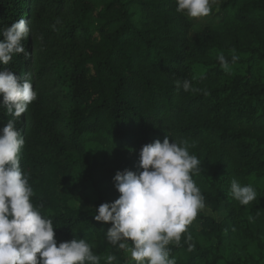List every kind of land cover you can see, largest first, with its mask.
Returning a JSON list of instances; mask_svg holds the SVG:
<instances>
[{"label":"trees","instance_id":"obj_1","mask_svg":"<svg viewBox=\"0 0 264 264\" xmlns=\"http://www.w3.org/2000/svg\"><path fill=\"white\" fill-rule=\"evenodd\" d=\"M176 9V0H0V28L21 18L30 28L29 55L0 71L31 80L38 94L16 121L32 202L53 221L57 244L86 239L99 264L108 255L135 264L107 241L111 224L96 221L95 211L121 195L118 171L143 170V146L186 142L200 161L193 179L203 210L226 215L200 211L201 228L187 225L169 244L170 258L264 264V0H223L219 24L197 33ZM10 119L0 108V134ZM233 179L257 198L248 205L232 198ZM78 191L93 207L73 204Z\"/></svg>","mask_w":264,"mask_h":264},{"label":"clouds","instance_id":"obj_2","mask_svg":"<svg viewBox=\"0 0 264 264\" xmlns=\"http://www.w3.org/2000/svg\"><path fill=\"white\" fill-rule=\"evenodd\" d=\"M177 12L188 17L208 16L215 0H176ZM30 35L28 22L21 18L11 26L0 28V64L9 65L14 56L29 55L24 42ZM239 57L232 55L231 63ZM222 69L230 71V64L221 52L217 56ZM20 79L6 68L0 71V108L13 117L0 134V264H99L86 239H73L57 244L53 221L46 218L33 204L34 190L29 176L22 170L21 153L25 139L16 128V121L37 99L31 80ZM179 81L177 82L179 86ZM184 91L191 90V82L183 81ZM200 161L190 154L186 142L156 140L140 151L139 174L124 170L114 177L121 194L112 203H103L95 211L94 219L110 223L106 238L118 248L130 253L135 264H175L170 258V243H179L182 234L202 211L205 197L196 185L193 174ZM229 195L241 205L257 198L251 185L241 186L231 181ZM131 241V243L129 242ZM114 255L106 257L113 264Z\"/></svg>","mask_w":264,"mask_h":264},{"label":"rangeland","instance_id":"obj_3","mask_svg":"<svg viewBox=\"0 0 264 264\" xmlns=\"http://www.w3.org/2000/svg\"><path fill=\"white\" fill-rule=\"evenodd\" d=\"M222 1L223 0H215V3L211 5L212 10L208 16L199 17V18L189 17L196 24V27L193 29V33L200 32L206 26H212V25L219 24L220 19L222 17V13L221 11L218 10V6ZM73 204L82 209H88V208L93 207L90 204V200L87 198V195L84 192H79V191L74 193ZM203 211L205 212L206 215L214 216L215 218H218L219 220L223 219L226 215L223 209L220 212L215 213V214L211 213V211L207 209ZM191 224L194 225L198 229L201 228V223L198 221L193 220ZM129 242L131 243V241ZM127 258L129 261H133L131 259L130 253L128 252H127Z\"/></svg>","mask_w":264,"mask_h":264}]
</instances>
